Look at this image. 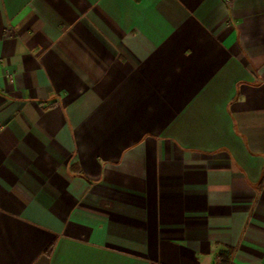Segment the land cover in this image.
<instances>
[{
    "label": "crops",
    "instance_id": "1",
    "mask_svg": "<svg viewBox=\"0 0 264 264\" xmlns=\"http://www.w3.org/2000/svg\"><path fill=\"white\" fill-rule=\"evenodd\" d=\"M0 264H264V0H0Z\"/></svg>",
    "mask_w": 264,
    "mask_h": 264
},
{
    "label": "built area",
    "instance_id": "2",
    "mask_svg": "<svg viewBox=\"0 0 264 264\" xmlns=\"http://www.w3.org/2000/svg\"><path fill=\"white\" fill-rule=\"evenodd\" d=\"M0 129H1V125H0ZM216 264H232V263H230V262H223V261H221V260H217L216 261Z\"/></svg>",
    "mask_w": 264,
    "mask_h": 264
}]
</instances>
